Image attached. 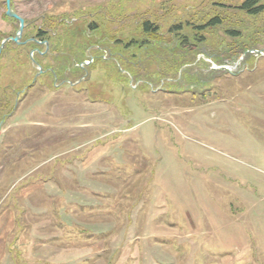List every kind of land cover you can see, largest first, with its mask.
<instances>
[{"label":"rangeland","instance_id":"obj_1","mask_svg":"<svg viewBox=\"0 0 264 264\" xmlns=\"http://www.w3.org/2000/svg\"><path fill=\"white\" fill-rule=\"evenodd\" d=\"M243 1L11 0L82 50L56 82L47 42L0 62V264H264V13Z\"/></svg>","mask_w":264,"mask_h":264},{"label":"trees","instance_id":"obj_2","mask_svg":"<svg viewBox=\"0 0 264 264\" xmlns=\"http://www.w3.org/2000/svg\"><path fill=\"white\" fill-rule=\"evenodd\" d=\"M235 9L249 16H252V17L259 16L264 13V1L244 0L239 6L235 7ZM220 25H222V19L218 16H215L209 19L203 25L197 27V29L200 31H204L206 29H212ZM60 26L62 27L63 23H59L55 19L51 18L47 22L46 21L43 22L41 27H31V28L27 27V29H25L24 32L25 33L28 32L30 34H29V37L24 38L23 41L25 42L27 40L33 39V40H36V42L30 41L21 46L16 45L14 42L6 43L5 47L0 53V62L6 55L17 53L19 55L25 54L26 57L28 58V62L33 66L29 53L35 50L44 52L46 50V46L43 43L47 42L48 51L43 56H41L39 53H35L38 57L40 56V58L42 59L40 62L37 60V63L43 67L46 62L47 66H45V68L43 67L44 70H48L50 68L48 64L52 65L53 64L52 61H54L55 63L53 65L54 67L53 68L51 67L52 71H47V73L42 75L41 78L48 76L54 81L55 77L56 79H62L61 75L65 73L68 74L70 70L74 72L81 71L80 67L77 66L78 64H76L75 62L80 56L78 54L80 53L82 49L80 47H73V46L69 47L70 45L69 43L71 42H72L71 45H74L73 44L74 39H70L71 34L69 33L63 34L55 30ZM142 30L145 34L154 36V39H157L159 30L153 27L151 23L145 22L142 25ZM176 30H177L176 32H179L182 29L180 27H177ZM230 34L234 38H238L240 36L238 31L231 32ZM243 49H246V48H243ZM80 58H81L80 63L83 62L84 59L86 60L85 51L83 53L81 52ZM94 63L95 61H93V64ZM35 72H37V70H35ZM31 88H29V90ZM9 109H10V100L8 99V97L6 98L0 97V120L4 115H6L4 111L6 112ZM11 112H12V109L10 113Z\"/></svg>","mask_w":264,"mask_h":264},{"label":"water","instance_id":"obj_3","mask_svg":"<svg viewBox=\"0 0 264 264\" xmlns=\"http://www.w3.org/2000/svg\"><path fill=\"white\" fill-rule=\"evenodd\" d=\"M6 4V16L11 18V19H14L16 20L18 23H19V30L16 34V36L14 38H8L6 39L3 43H2V46L0 48V52L2 51V49L4 48L5 44L9 41H12L14 42L15 44L17 45H23V44H26L30 41H34V40H29L25 43H21L20 40L22 38V35H23V32L26 28V25H25V21L22 17H20L12 8V3H11V0H6L5 2ZM47 45V44H46ZM32 58V57H31ZM33 63H35L34 60H32ZM43 73L42 71V68L41 67H38V74L36 75L35 79L36 80L38 78V76H40L41 74Z\"/></svg>","mask_w":264,"mask_h":264},{"label":"flooded vegetation","instance_id":"obj_4","mask_svg":"<svg viewBox=\"0 0 264 264\" xmlns=\"http://www.w3.org/2000/svg\"><path fill=\"white\" fill-rule=\"evenodd\" d=\"M55 82H56V78H55ZM64 83H66V84H67V81H65Z\"/></svg>","mask_w":264,"mask_h":264}]
</instances>
